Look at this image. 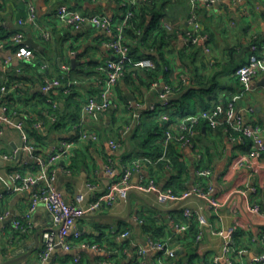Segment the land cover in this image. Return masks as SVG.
<instances>
[{"label": "crops", "instance_id": "0c3cea01", "mask_svg": "<svg viewBox=\"0 0 264 264\" xmlns=\"http://www.w3.org/2000/svg\"><path fill=\"white\" fill-rule=\"evenodd\" d=\"M30 2L36 8L39 29L32 24H18L27 18L29 2L0 0V40L5 41L0 48V82L18 84L15 107L44 123L39 130L33 128L32 122L27 123V142L18 130L0 124V155L14 156L11 161L0 158V211L10 212V217L0 223V264L9 257L26 254L29 255L23 260L24 264H158L159 253L139 254L141 248L148 250L149 238L170 243L177 250L178 263L185 258L186 264H201L221 255L225 242L232 238L234 246L220 264H255L264 253V245L252 241L264 232V159L254 160L249 156L250 145L231 139L224 115L215 127L207 121L196 125L191 144L171 143L165 147L162 136L155 133L153 137L148 132L149 128L163 124L149 112L150 105L158 101V91L136 78L130 84L123 80L118 85L115 106L98 123L84 118L83 128L97 131L100 140L78 143L70 158L53 167L55 188L68 202L81 207L97 200L102 203L96 213L76 221L75 227L82 236L79 241L70 239L74 248L67 252L59 246L46 259L41 257L43 234L53 227V218L42 205L31 216L29 230L23 232L13 225V220L28 210L31 196L42 185L38 168L21 148L26 143L45 153L61 140L76 138L83 105L89 96L98 92L96 67L110 57L104 46L107 36L103 31L88 27L81 32L61 25L55 18V8L68 4L89 14H123L117 0ZM159 8L168 36L162 51L148 50L143 56L152 57L151 60L165 57L169 62L168 67L162 69L161 86L178 88L181 76L188 79L187 85L170 97V123L188 114H198L217 102L224 106L233 102L237 110L251 107L252 113L245 115L247 122L264 127V69L252 80L250 91L241 97L234 74L239 65L247 62L252 40L264 39V0H217L211 9L201 7L199 19L210 36L209 53L204 52L202 44L194 49L186 43L190 7L185 0H168ZM18 31L25 34V43L31 41L37 45L36 49L32 48L34 57L28 61L17 60L13 56L15 47L1 37ZM45 31L51 36L48 41L43 38ZM65 66L70 68L67 72L70 83L56 94L60 111L54 122L41 89L46 81L63 78ZM138 71L146 77L147 71ZM66 98L70 101L66 102ZM128 105L133 110L139 106L143 109L144 124L122 136L121 132L131 123ZM113 139L120 143L115 152L109 146ZM170 149L179 155L183 178L189 171L186 188L191 190L197 184L203 189L210 187V197L220 204L218 210L211 209L206 200L195 195L175 204L159 192L138 191L137 184L143 177L154 179L160 191L167 189L165 186L171 180L174 166L169 170L166 161L154 158L159 150L167 156ZM111 162L119 172L115 177L106 170ZM127 167L133 168L130 188L119 189L115 204L107 206L103 197ZM201 170H208L209 175L201 177L198 175ZM29 180L34 181L32 186H28ZM255 205L261 208L259 213L251 210ZM184 209L196 215L191 223L198 229L195 239L191 226L186 234L174 228L175 219L179 216L186 219ZM143 215L157 219L155 229L165 227L159 230V237L143 230ZM197 216L206 223L201 224ZM42 231L38 240L36 234ZM125 232H130L126 238L123 237ZM241 232L244 235L235 238ZM199 235L200 241L197 240Z\"/></svg>", "mask_w": 264, "mask_h": 264}, {"label": "built area", "instance_id": "2783aa9c", "mask_svg": "<svg viewBox=\"0 0 264 264\" xmlns=\"http://www.w3.org/2000/svg\"><path fill=\"white\" fill-rule=\"evenodd\" d=\"M29 2L28 14L25 20H20L18 24L23 26L25 24H32L35 28L39 29L37 21V14L35 6L30 0H23ZM95 1V0H94ZM122 8L121 16H112L103 13L89 14L80 11L76 7H72L68 4H60L55 8L54 15L56 20L66 27L72 28L77 31H85L88 27L95 28L103 31L107 36L104 43L105 48L110 52V57L103 63L96 67V73L98 75V92L95 95H91L85 101L82 114L83 118L78 126V135L75 139L61 140L56 146L47 150V152H39L33 146L29 144L23 145L21 150L28 155V159L31 160L38 168V173L42 181V185L39 186L34 194L30 198V205L28 210L19 219L13 220V225L16 228L21 229L23 232L29 230L31 227V216L38 209L39 206H44L51 214L53 218V227L44 232L43 234V249L41 251V257L46 259L55 248L61 246L65 251L70 252L74 248V244L71 242V238L79 241L82 233L76 229V221L85 216L96 213L101 207L100 200L92 202L87 207H81L75 203L68 202L64 195L55 188L56 175L53 167L61 160L70 158L75 151L78 143L82 142H98L100 135L97 131L88 130L83 128L84 118H88L94 123H98L101 117L106 114L116 102V88L124 80L125 67L127 64L133 68L143 69L145 71H151L156 68V64L153 60L143 58L134 61L131 57V46L128 38L126 37V30L130 29L133 25V21L136 17L139 8L146 3H151L153 0H117ZM190 7L188 17V27L185 31L186 43L191 46L203 45L205 53L210 52L209 35L204 32L203 25L199 19V10L201 7L211 9L217 0H185ZM241 1V0H239ZM142 34L141 30L137 31V35ZM48 32L43 33L45 41L50 39ZM8 42L12 43L15 47L13 56L17 60L28 61L34 57V52L26 41V36L23 32L18 31L13 33L8 39ZM5 41L0 40V48H3ZM250 55L247 62L239 65L234 74L238 79V85L240 90V97L246 95L250 91L251 82L254 77L264 69V39L257 40L254 38L249 48ZM8 63V62H6ZM69 67H63L64 76H67ZM63 76V77H64ZM70 83V82H69ZM68 83V85H69ZM180 87L174 88L171 85L161 86L158 82H153L152 89L158 91V101L151 104L149 112L155 117L160 118L162 121V130L164 131L162 140L165 147H168L171 143L189 145L195 136V127L201 121H207L213 127L220 124V122L226 119L227 132L234 142L242 145H250L249 156L254 160L264 159V127L260 125H252L247 122L245 115L252 113L251 107H244L235 109L233 102H229L226 106L217 104L208 110H204L198 114H191L182 117L176 123H170L169 108L172 106L171 95L179 90L181 87L186 86L188 79L185 76H181ZM18 84H10L9 81H4L0 86V124L7 125L18 130L25 142L28 141V134L26 131V125L28 122H32L33 128L39 130L43 127V122L33 120V117L29 113L21 112L18 109H13L9 106L10 100H15L18 93ZM63 88L61 79H53L46 81L41 89V92L45 98V103L52 110L50 119L56 122L58 115L55 113L60 109L59 103L56 100V94L58 90ZM130 110V125L121 132L122 136H126L129 132L136 127H140L144 124L145 112L140 106L137 109L128 105ZM109 146L112 151H117L120 148V143L117 140H110ZM0 158L4 161H11L14 159L13 155H0ZM160 160L166 161V167L171 170L172 163L166 157L165 153ZM107 173L110 176H117L119 173L111 162L106 167ZM198 175L201 177L208 176V170L198 171ZM133 176V168H124L119 178L115 183L109 187L108 194L103 197L107 206H112L117 201V191L119 189H129L131 186V179ZM34 184L33 180H29L28 186ZM94 190L93 187H90ZM137 189L143 193H158L161 196L166 197L168 200L175 204L180 200L187 199L188 197L195 195L206 200L211 209L218 210L220 207L219 202L210 197L211 188H201L199 184L194 186L191 190L183 191L182 194L176 195L172 189H166L164 191L159 190V186L152 178H141L137 184ZM1 199V196H0ZM255 213H259L261 208L257 205L251 209ZM184 216L188 223H174V228L181 234L187 233L190 229L191 223L195 218V214L189 209H184ZM10 217L9 211H0V223ZM196 219L205 224V220L197 216ZM142 222V221H140ZM130 232H125L123 237H128ZM217 234H221L217 233ZM201 235L197 237V240H201ZM253 242H261L264 245V232L259 234L256 238L252 239ZM84 246L85 243H82ZM234 246V241L229 238L222 248V254L214 256L210 261H204L201 264H220L223 260H226L230 254L231 249ZM93 248L99 250L96 245ZM147 251H155L159 253L158 264H178L177 250L171 246L167 241L148 239V250L140 249L139 254L142 256ZM77 262L80 258L75 259ZM255 264H264V253L256 260Z\"/></svg>", "mask_w": 264, "mask_h": 264}, {"label": "trees", "instance_id": "16d2710c", "mask_svg": "<svg viewBox=\"0 0 264 264\" xmlns=\"http://www.w3.org/2000/svg\"><path fill=\"white\" fill-rule=\"evenodd\" d=\"M167 1L168 0H153L151 3L143 4L139 8V11L136 14V17L133 21V25L131 26L130 29L126 30V37L130 40L131 57L133 58L134 61L145 58L146 56H143V55H145L148 50L150 51V50L156 49V50L162 51L161 48H162L163 44L165 43V40H166V37L168 36V34H167L166 28L161 23V19H160L161 11H160L159 6H163ZM138 30L142 31V34L140 36L137 35ZM12 34L13 33L9 34L8 36L1 35V37L4 40H7ZM209 46H210V36H209ZM191 47H193L195 49L199 46H191ZM150 58L152 59V57H150ZM156 59H157V61H156ZM153 60L156 63V68L154 70L145 72L144 73V75L146 76L145 78H143L141 71H138L137 68H133L131 65L127 64L125 67L124 82H126L127 84H130L129 82H132L136 78V80L141 81L142 84H144L148 87L151 86L152 83L155 81L160 83L162 69L167 68L169 62L166 60L165 57H161L159 59L153 57ZM92 63H90V65ZM60 79L63 83V88L65 86H67L68 83L70 82L69 77L64 76L62 78V76H60ZM0 84L2 85L3 83L0 82ZM63 88H61V89H63ZM61 91H63V90H61ZM10 101H11V103L9 104V106L13 109H17L15 107V105L18 102L15 100H10ZM43 101L45 102V98L43 99ZM69 101H70V98H66V102H69ZM217 104H219V103L218 102L215 103V105H217ZM208 109H210V108H208ZM208 109H205V110H208ZM59 111L60 110L56 111L55 113H57V115H58ZM51 112H52V110H51ZM185 116H187V115H185ZM171 117H174V115H171ZM162 128H163L162 124H157L153 129H152V127L149 128L150 131H148V132H149V134L151 133V136H153V137L155 136V133H158V135L163 137L164 131L162 130ZM35 134H37V133H35ZM162 154H163V151L161 152L159 150L156 157L154 156L155 157L154 159L156 160V159L162 157L163 156ZM166 157L168 158V160H170V162L174 166L175 171H174L173 175L171 176L170 182L165 186V188L172 189L174 194H179V191H181V190H183V191L188 190V188H186V185H187L186 182L189 179V171H187V172L185 171L186 177L183 178L182 172H184V170L181 166L182 162L179 159V155H178L177 151L174 150L171 152V149H170V152L167 154ZM141 219L144 221L143 230L148 231V232H152L153 234H155L158 237L160 236L159 230L165 228V227H162L160 229L154 228L156 221H157V219L154 216L143 215V216H141ZM175 220L177 221V223H188L187 219H185L182 216H179L178 219H175ZM190 232H191V235L194 236V239H195L196 235L198 233L197 226L192 225ZM243 235L244 234L241 232V233H239V235H236L235 238L236 237H237V239L241 238ZM235 241L237 242L236 239H235ZM178 264H186V259L182 258L180 260V263H178Z\"/></svg>", "mask_w": 264, "mask_h": 264}, {"label": "water", "instance_id": "95a60500", "mask_svg": "<svg viewBox=\"0 0 264 264\" xmlns=\"http://www.w3.org/2000/svg\"><path fill=\"white\" fill-rule=\"evenodd\" d=\"M27 45H29L31 48H37V45H35L34 43H32L31 41H28V43H26ZM73 66H75V61H73ZM131 212V211H130ZM130 216V213H129ZM43 233L42 232H38L36 234V238L39 240L40 235ZM38 247V246H37ZM37 249V248H36ZM29 254L23 255V256H13V257H9L7 258L3 264H24L23 260L28 256Z\"/></svg>", "mask_w": 264, "mask_h": 264}]
</instances>
